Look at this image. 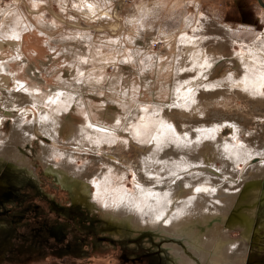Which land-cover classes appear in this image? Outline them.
<instances>
[{"label": "rangeland", "instance_id": "obj_1", "mask_svg": "<svg viewBox=\"0 0 264 264\" xmlns=\"http://www.w3.org/2000/svg\"><path fill=\"white\" fill-rule=\"evenodd\" d=\"M13 30L19 39L10 37ZM238 56L254 73L264 69V8L258 0H0V63L15 61L10 68L18 77H24L20 69L28 65L47 85L92 94L91 105L73 113L71 120L80 124L106 118L103 113L123 122L138 110L139 118L130 124L137 137L149 117L169 113L177 101L187 104L197 95L207 120L216 111L240 110L239 95L245 91L238 96L236 91L243 87L224 79L228 70L236 76L239 65L221 66L220 74L210 65L213 57L225 63L240 60ZM21 58L28 61L21 63ZM212 77L224 79L219 88ZM6 82L7 89L16 90V81ZM190 108L194 106L181 113L186 115ZM12 120L0 126V144L10 139ZM32 120L29 114L25 124ZM66 124L60 133L68 137ZM218 128L236 148L252 143L250 136L238 138L229 123ZM37 135L21 148L31 161L28 168L16 167L0 155V264H174L169 259L180 264L172 251L168 259L155 245L160 243L156 236L164 235L160 230H141L106 215L95 201L93 185L89 192L63 186L40 160L42 142L50 141ZM129 153L132 160L134 154ZM258 161L252 160L250 167ZM125 186L134 191L131 174ZM257 217L264 237V208ZM240 235L234 231L235 238ZM261 244L249 252L246 263L264 264V239ZM185 247L184 255H191ZM140 255L136 261L129 258Z\"/></svg>", "mask_w": 264, "mask_h": 264}, {"label": "bare ground", "instance_id": "obj_2", "mask_svg": "<svg viewBox=\"0 0 264 264\" xmlns=\"http://www.w3.org/2000/svg\"><path fill=\"white\" fill-rule=\"evenodd\" d=\"M20 36L17 30L10 34L12 39ZM20 61L25 64L28 60ZM219 61V57H213L210 63L215 65V74H220L219 69L228 67V63L239 65L236 76L228 70L224 79L231 82L228 85L243 87L236 91V96L245 91L239 95L242 108H231V113L215 110L207 120L208 112L196 103V91V97L187 104L183 100L173 104L170 115L148 116L146 129L142 128V133L137 135L138 142L137 132L130 130V124L139 118L138 110L123 122L102 112L106 118L99 116L98 120L80 124L71 120L73 113L91 105L92 94L83 96L68 85H47L28 65L20 69L26 79L18 77L10 68L15 61H3L0 63V126L10 118L13 125L10 139L0 144V155L16 167L28 168L31 161L21 148L27 142L32 143L37 133L45 136L50 143L42 142L40 160L46 170L74 192H89V185H93L97 205L113 220H126L141 230L146 227L160 230L164 235L156 236L160 243L155 245L168 259V252L172 251L180 264H250L246 263L249 252L262 246L264 239L257 217L264 208V69L254 73L253 66L244 63L241 57L238 61ZM212 78L219 88L224 79ZM9 79L16 81V90L7 89ZM70 96L72 102L67 100ZM189 106L194 108L183 115L181 111ZM109 108H112L110 104L105 112H110ZM29 114L33 120L25 124ZM195 115L200 119H195ZM66 123L70 127L68 137L60 133ZM226 123L231 124L238 138H253L249 148H236L222 138L218 126ZM121 140L123 144L117 145ZM129 152L134 154L131 153L132 160L127 155ZM254 159L259 161L250 167ZM130 174L134 191L125 186ZM234 231L241 235L235 238ZM185 245L191 255H184ZM169 261L176 264L172 259Z\"/></svg>", "mask_w": 264, "mask_h": 264}, {"label": "flooded vegetation", "instance_id": "obj_3", "mask_svg": "<svg viewBox=\"0 0 264 264\" xmlns=\"http://www.w3.org/2000/svg\"><path fill=\"white\" fill-rule=\"evenodd\" d=\"M3 186H2V184L0 183V197L2 196V193H3ZM148 254H150L149 252H146L144 255H148ZM140 257H141V255L140 256H137V257H129V258H133L134 259V261H136V258H139L140 259ZM127 259V258H126ZM141 260H143L142 258H141ZM98 262V261H97Z\"/></svg>", "mask_w": 264, "mask_h": 264}, {"label": "water", "instance_id": "obj_4", "mask_svg": "<svg viewBox=\"0 0 264 264\" xmlns=\"http://www.w3.org/2000/svg\"><path fill=\"white\" fill-rule=\"evenodd\" d=\"M258 2L264 8V0H258Z\"/></svg>", "mask_w": 264, "mask_h": 264}, {"label": "snow or ice", "instance_id": "obj_5", "mask_svg": "<svg viewBox=\"0 0 264 264\" xmlns=\"http://www.w3.org/2000/svg\"><path fill=\"white\" fill-rule=\"evenodd\" d=\"M197 191H200V189H197Z\"/></svg>", "mask_w": 264, "mask_h": 264}]
</instances>
